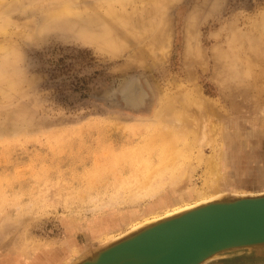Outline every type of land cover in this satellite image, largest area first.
<instances>
[{"label":"rangeland","instance_id":"1","mask_svg":"<svg viewBox=\"0 0 264 264\" xmlns=\"http://www.w3.org/2000/svg\"><path fill=\"white\" fill-rule=\"evenodd\" d=\"M79 1L85 6L79 17L63 22L49 17L62 0H6L0 8V20L10 22L0 34V48L12 46L0 55V264L52 258L53 264H64L75 246L92 245L105 233L107 220L120 223L128 211L144 210L173 191L200 188L207 164L199 162L197 148L191 156L179 153L175 128L156 119L160 91L186 93L196 86L217 104L226 116L218 142L229 187L264 195V95L263 101L256 99L264 87V0H161L160 8L145 14L153 28L144 37L114 28L121 45L115 50L94 36L103 15L95 9L97 0ZM167 37L163 56L147 51L161 50ZM253 41L259 50L254 44L253 51ZM237 48L240 54H261L255 69L260 79L253 87L221 69L225 56L232 68L235 62L240 66ZM195 52L206 65L195 62ZM250 96L253 103L247 102ZM216 145L202 148L205 160L217 152ZM186 161L187 190L164 183L163 172ZM116 229L112 236L126 230ZM221 257L206 264H264V248Z\"/></svg>","mask_w":264,"mask_h":264},{"label":"bare ground","instance_id":"2","mask_svg":"<svg viewBox=\"0 0 264 264\" xmlns=\"http://www.w3.org/2000/svg\"><path fill=\"white\" fill-rule=\"evenodd\" d=\"M62 1L63 2L60 3L59 5H57V8L54 9L51 14H49V17L53 22H61V21L63 22L65 20H67L68 16H71V15H74L75 17H79L80 13H78V12L80 10H82L83 7H85V6H83V3L79 0H62ZM170 1H173V0H170ZM4 2H6V0H0V8L4 5ZM162 4H163V1H161V0H97L96 4L94 5L95 9H97L101 13V15L102 14L103 15L101 16L100 19H98V21L101 23V24H99V27H101V29L99 30V32H100L99 34L94 35L96 40L102 42L106 46H109L111 48V50L118 49L121 45H119V42H118L119 40L117 39L118 36L116 34H114V31L117 32V30H116L117 27L123 29L124 32H127V33H129L131 30H133L135 32L134 33L135 36H140V37L143 36L144 37L149 32H151V29L153 28L152 23L146 19L145 14L148 12V10H155V9L160 8L159 6L160 5L162 6ZM128 7H131V11H127ZM262 16H263V14H262ZM91 21H93V20H91ZM260 23H261L260 24L261 36L264 39V20H263V22L261 21ZM9 27H10V22L8 20H6V19H4V21L0 20V34H6L9 30ZM131 27H133L135 29H132ZM114 28H116V29H114ZM155 29H156V27H155ZM164 30L165 29H163L162 33L164 32ZM164 35L167 36V33L166 32L163 33L162 39H164ZM192 36L193 35H191V39H190L189 45H188V46H190V48L188 47V50H190L191 52H193L194 49H197V46L193 45L195 43L193 42L194 39L192 38ZM243 37H245V36H243ZM91 39L93 40L94 38H91ZM252 39H254V36ZM256 40H259V39L256 38ZM127 43L128 42H126V41L124 42V44H127ZM252 43H253V45L250 44V47H251V45H252V47L254 46V44L256 45L257 42L254 43V41H253ZM169 44H170V38L167 37L166 40L163 41V43H162L161 50H159V48L157 46H155V49L154 48H151V49L147 48V51L154 52L153 54L157 58L156 55H158L160 52H161V55L163 56V54L165 53L164 52L165 45H169ZM10 46L1 47L0 48V55H2V54L5 55V53L8 54V52L11 50V49L9 50ZM160 46L161 45L159 44V47ZM257 46L258 45H256V47ZM11 48H12V46H11ZM157 49H158V51H157ZM252 49H253V51L255 50L254 47ZM218 50L219 49H217V51ZM256 50H259V48ZM220 51H223V50H220ZM239 51H242V50L237 48L235 53H234V56L236 59L235 61L239 62L240 66H238V64L235 62L236 66L232 68V66H231L232 64H230L231 62L227 63V61H226L227 56H225L224 61H223V58H221V60H222L221 61V69H223L225 71L227 76L228 75H230V76L235 75L237 81L239 80V82H243L245 84L251 83V84H253V85H251V87H253L255 85L254 83H256V77H257V79H260V77H259L260 75H257V73L255 72V69L258 66L257 63H259L260 57H261V60L263 59V61H264V56H263V58H262V56H260L261 54L260 55L251 54L249 56V55L242 54V53L240 54ZM218 54H220V53H218ZM141 55H144V52H141ZM216 55H214V56H216ZM193 56H194L193 59L195 60V62H198L203 66L206 65L205 60L202 58L203 55L200 56L197 52H195V55H193ZM190 57H191V55H190ZM141 59H143V58H141ZM190 60H192V59H190ZM185 62H187V61H185ZM215 64H217V63H215ZM191 66H192V64H191ZM214 74H213V78H214ZM217 74H221V73H217ZM217 74H215V75H217ZM218 77H220V75H218ZM218 77H217V80L219 79ZM222 78H223V76L221 75V78L219 80H221ZM263 78H264V76H263ZM132 80H134V79H132ZM215 80H216V77H215ZM222 81L223 80H221V82ZM129 82H132V81L130 80ZM220 83H218V84H220ZM225 84H226V82H225ZM131 85H132V83H131ZM127 88H128V84H127ZM227 89H229V88H227ZM234 89H237V88L235 87ZM259 89H262V88L260 87ZM238 90L239 89H237V92H238ZM242 90L246 91V89L245 90L242 89ZM228 91H227V93H228ZM243 91L240 90V92H243ZM122 92H124V91H122ZM236 93H234V94H236ZM157 94H158V96H157L158 99L156 102V107L154 108V112H155L154 114H155L157 120L168 123L175 128V129H172V131H173L172 133H174V135L176 136L177 142L182 143V148L179 150V153L183 152L186 155V157L191 156V152L193 151V149L197 148L199 150L198 151V153H199L198 158L200 159V160L198 159L199 162L201 160H204V162H206V164H207L206 175H205V179H204L202 185L200 186V188H197L194 192L173 191V192L168 194V197L163 196V197L159 198L158 200H156L155 202L149 204L144 210H130L125 215H123L119 218L121 221L120 223H118L115 220H112V221L107 220V222H104L105 229L103 228V225H100L101 223L98 224L100 226H98V228H95V229L98 230L99 232H101L104 229L103 231H105V233L102 236H99L96 240L92 241L91 242L92 245H90V243H89L84 248L83 247L79 248L78 246L77 247L75 246L72 250V253L69 255V257L66 258L64 264L81 263L87 257L96 255V253L98 251H100L102 248L107 247L110 243H113L114 241H117V240H119V239H121V238H123L129 234L144 230L148 227L157 225V224L164 222V221H169V220L176 218V217L189 216L192 213L197 212L199 207L201 208V206L210 205V204L214 203V201L220 200L223 197H226V196L230 197L231 195L244 197V195L251 196L253 194V193H248V194L247 193H244V194L239 193L238 190H236V189L234 190L231 187H229L230 185H228L227 167H226V164L224 161V157L222 156L223 145H222V141L218 142L219 138H221V135L223 132V123H224L223 120L226 116L221 115V112H220L219 108L217 107V104L210 101V99H206L202 95L200 88H198L196 86L186 93H178V94H167L166 93L165 94V93H162V91H160L159 93L157 92ZM245 94H247V92H245ZM263 95H264V87H263L261 93L257 94L256 99L258 101L260 99L262 100ZM245 96L247 97V95H245ZM245 96L244 97L242 96V98H245V99H243L244 101L246 100ZM231 98H230V100H232ZM233 99H234V97H233ZM236 99H239V97ZM250 100H251V96H250V99L247 100V102ZM139 101H141V100H139ZM258 101H257V103H258ZM251 102H252V100H251ZM134 103H132L131 105H133ZM136 103L138 104V102H136ZM239 103L241 104V102H239ZM252 103H250V104H252ZM240 104H238V105H240ZM138 105L136 106L134 104L133 106L139 107ZM258 105H261V104L258 103ZM232 106H234V104ZM237 108H239V106ZM233 109H234V107H233ZM260 109H263V108H260ZM234 110H236V109H234ZM240 112H242V111H240ZM245 112H246V107H245ZM237 114H239V113H237ZM242 114H244V112L241 113V115ZM251 114H252V111H251ZM258 114H256V118H259V117L261 118L262 113H260V116L257 117ZM263 114H262V118L264 119ZM254 115H255V113L251 116L253 117ZM243 117H245V116H243ZM255 126H257V125H255ZM156 129H158V128L156 127ZM158 130L162 131L163 129H158ZM262 130H264V129H262ZM165 131H167V130H165ZM169 134H170V132H169ZM172 143H173V141H172ZM207 145H211L209 147L213 146V148L216 145L217 152L214 155H212L211 158H208V160H205L204 155L202 153V148L204 146H207ZM162 148H165V147H162ZM174 149H175V146H174ZM169 151H171V150H169ZM175 151H176V149H175ZM170 153H172V152H170ZM226 153L228 154V152H226ZM244 154H247V153L244 152ZM261 157H262V155H261ZM186 160H187V158H186ZM240 161H239V163H240ZM183 163L184 162L179 163V165L175 166V168H173L171 170L168 169V170L163 172L164 183H166V182L170 183L172 185V187H174L176 190H183V188L186 189V187L189 186V185L187 186L188 180L191 179L190 178V172H191L190 166H188L189 163H187V161L185 162V165H183ZM200 163H202V162H200ZM236 165H238V164H236ZM238 171H240V169ZM252 175H253V173H252ZM167 186H169V185H167ZM186 190H184V191H186ZM254 195H256V194H253L252 196H254ZM116 228H121V229L126 228V230L124 232H122L121 234L118 233L119 236H117L118 234L116 236H112L113 231L117 230ZM254 247H257V246H247V247H241V248H239V247L234 248L233 247V248L225 249V250L219 251V252L215 253L214 255L210 256L205 262H201L200 264H206V263L210 262L211 260L216 259L217 257H221L225 254H229L232 252H240V251L252 252V251H248V250L256 251V250H254V249H256ZM38 258H40V256L37 257V259ZM47 259H49V258H47ZM120 261H125V260H120ZM53 262H55V261H53V258H52V260L50 259L48 261L45 259H38V260L33 261L31 264H46V263L47 264H53Z\"/></svg>","mask_w":264,"mask_h":264},{"label":"water","instance_id":"3","mask_svg":"<svg viewBox=\"0 0 264 264\" xmlns=\"http://www.w3.org/2000/svg\"><path fill=\"white\" fill-rule=\"evenodd\" d=\"M247 246L264 248V195L222 198L129 234L78 264H200L219 251Z\"/></svg>","mask_w":264,"mask_h":264}]
</instances>
